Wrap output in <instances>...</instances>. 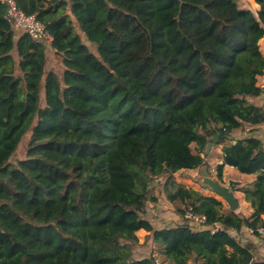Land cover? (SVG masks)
<instances>
[{"label": "trees", "instance_id": "obj_1", "mask_svg": "<svg viewBox=\"0 0 264 264\" xmlns=\"http://www.w3.org/2000/svg\"><path fill=\"white\" fill-rule=\"evenodd\" d=\"M16 1L59 65L16 39L0 3V264H156L137 254L140 230L170 264H264L230 232L264 227V142L251 136L264 125V0L255 12L239 0ZM216 135L218 180L225 166L256 176L250 217L175 179L206 166ZM157 187L179 217L161 228L145 217Z\"/></svg>", "mask_w": 264, "mask_h": 264}, {"label": "rangeland", "instance_id": "obj_2", "mask_svg": "<svg viewBox=\"0 0 264 264\" xmlns=\"http://www.w3.org/2000/svg\"><path fill=\"white\" fill-rule=\"evenodd\" d=\"M239 6L241 8L250 9L253 12L256 11V6L253 0H239ZM58 65H59V60L55 58V56L52 53V50H48V69L57 68ZM254 102L259 103V98L255 99ZM29 136L30 134H27L24 137V139L22 140L21 144L18 147L16 154L11 159V163L17 164L18 160L25 158L26 147L29 141ZM219 146H221V144L220 145L217 144L214 147L215 149H218ZM195 147H196L195 144H193L192 149L194 151H195ZM216 167H217V164L212 165V164L207 163L206 166L201 168V169H207L208 173L210 174L209 177L202 176L200 173L201 172V169H200L197 171L179 172L175 175V179L178 182L182 183L184 186H187L188 188H192V186L194 187V184H197L200 190L203 189V191H201L202 194H205L208 196L209 195L216 196V194L212 191L211 187L207 184V180L210 179L216 182L218 185L224 187V185H222L217 179ZM160 189H161L160 187H157L155 190V194L158 195L159 198H162L163 200H165V197H163L160 194ZM163 200L160 199V202L156 206H154L153 204H150L147 214L145 215V217L150 222H152L155 228L166 227L167 225H171L173 223V220L171 219V217H173V215H171V213H173V206H172L173 204L169 203L166 200L163 202ZM160 203H163V205H160ZM227 208H229L228 205H227ZM158 217H161V218L163 217V219H160ZM137 233L139 235V244L136 250L138 251L137 254L139 256L154 257L156 264L157 263L158 264H170L162 256L160 245L154 244L151 240L148 241L147 239L148 235L146 231L140 230Z\"/></svg>", "mask_w": 264, "mask_h": 264}, {"label": "crops", "instance_id": "obj_3", "mask_svg": "<svg viewBox=\"0 0 264 264\" xmlns=\"http://www.w3.org/2000/svg\"><path fill=\"white\" fill-rule=\"evenodd\" d=\"M255 6L257 9V5H255ZM19 35H21V33L16 34V39H18ZM259 46H260L261 51L264 54V39L262 41H260ZM258 104L264 105V94L259 98ZM245 135L246 134H237L236 137L239 139V138L244 137ZM251 136L258 138L264 142V125L262 127H260L257 131H255L253 134H251ZM223 147H224V145H222V144H221V146L218 147V149H215V147H213L208 155H206V156L202 155L205 163L206 164L207 163L212 164V165L213 164H217V165L221 164L223 161ZM205 170L207 171V169H205ZM184 171L188 172V171H197V170H184ZM184 171H181V172H184ZM255 180H256L255 175L243 174V173H240L234 167L225 166L224 172H223V179H222V181H219V182L222 185H224L225 188L230 189L234 193V196L237 199L238 205H239L238 209L236 211H234L235 213L243 215L245 217H250L253 214L254 208L249 202L246 201L244 191L245 190H253L255 188ZM191 189H194V190L200 191V192L203 191V189L200 190L198 188L197 184H194V187L192 186ZM206 196H208V195H206ZM209 196H213V195H209ZM213 197H216V198L220 199L221 201H223L222 198L221 197L219 198L217 195L213 196ZM161 200H163V199L161 198ZM164 201L165 200H163V202ZM224 204H225V202H224ZM160 205H163V203H160ZM225 205L227 207V204H225ZM171 215H173V217H171V219L173 220V223H177L179 221V217L174 212V210H173V213H171ZM158 218L163 219V217L162 218L158 217ZM146 233H147V235H149L148 232H146ZM231 233L233 234V236L236 239H238V241L241 242L242 245L247 246L248 248H250L252 250L254 257H255V261L264 262V239L260 238L259 236H255L254 234H252V232L248 228H243L240 231H232ZM137 236L139 238L138 233H137Z\"/></svg>", "mask_w": 264, "mask_h": 264}, {"label": "built area", "instance_id": "obj_4", "mask_svg": "<svg viewBox=\"0 0 264 264\" xmlns=\"http://www.w3.org/2000/svg\"><path fill=\"white\" fill-rule=\"evenodd\" d=\"M0 3L5 5V19L12 26L16 34H28L35 41L43 43L47 49L52 50L51 43L53 39L44 25L37 20L36 16L26 15L19 9L16 0H0ZM258 86L264 89V76L260 79ZM185 217L191 221L194 226L199 225L201 227L206 222L205 217L194 215L191 212H187ZM211 229L213 231L216 230V228L213 227ZM232 231L236 230H231L230 232ZM257 233L260 238L264 239V227L259 228Z\"/></svg>", "mask_w": 264, "mask_h": 264}, {"label": "water", "instance_id": "obj_5", "mask_svg": "<svg viewBox=\"0 0 264 264\" xmlns=\"http://www.w3.org/2000/svg\"><path fill=\"white\" fill-rule=\"evenodd\" d=\"M218 143V135H216L214 137V141L213 142H210L208 143L206 149H205V152H204V155H208L211 151V149L217 145ZM201 175L202 176H205V177H209L210 174L205 170V169H201ZM207 184L211 187L212 191L218 196V197H221L224 202L228 205V207L232 210V211H236L239 207L238 205V201L237 199L235 198L234 196V193L228 189V188H225L223 186H220L218 185L216 182L208 179L207 180Z\"/></svg>", "mask_w": 264, "mask_h": 264}, {"label": "clouds", "instance_id": "obj_6", "mask_svg": "<svg viewBox=\"0 0 264 264\" xmlns=\"http://www.w3.org/2000/svg\"><path fill=\"white\" fill-rule=\"evenodd\" d=\"M204 155V154H203Z\"/></svg>", "mask_w": 264, "mask_h": 264}]
</instances>
